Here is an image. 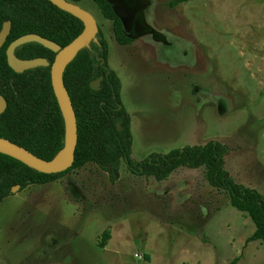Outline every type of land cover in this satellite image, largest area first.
Masks as SVG:
<instances>
[{
    "label": "rangeland",
    "instance_id": "1",
    "mask_svg": "<svg viewBox=\"0 0 264 264\" xmlns=\"http://www.w3.org/2000/svg\"><path fill=\"white\" fill-rule=\"evenodd\" d=\"M112 1L149 5L126 47L92 0L78 3L122 78L133 159L218 142L235 180L264 196V0ZM204 174L181 167L159 183L123 163L113 182L89 164L16 192L0 205V264H264L251 219Z\"/></svg>",
    "mask_w": 264,
    "mask_h": 264
},
{
    "label": "trees",
    "instance_id": "2",
    "mask_svg": "<svg viewBox=\"0 0 264 264\" xmlns=\"http://www.w3.org/2000/svg\"><path fill=\"white\" fill-rule=\"evenodd\" d=\"M70 1L78 4L82 0ZM92 1L102 16L112 23L116 41L121 46L131 45L133 39L124 33L112 5L106 0ZM191 1L194 0H170L168 5L172 9ZM5 22H11L12 29L0 50V96L8 105L0 118V138L44 161L53 162L66 148L67 132L52 86L51 68L17 74L8 66L6 50L12 42L28 34L40 35L64 48L84 32L85 25L48 0H0V31ZM16 56L22 60L45 58L52 65L56 54L32 43L18 48ZM100 78L99 90H92L91 83ZM63 81L78 123V144L72 167L48 175L0 153V205L13 195L12 190L17 186L24 191L33 185H46L89 164H96L108 172L113 182L123 163L133 175L159 183L168 182L181 167L204 169L208 184L224 192L231 206L247 214L254 224L255 232L247 242L264 244V196L239 184L226 169L228 146L212 141L175 149L165 155L154 153L143 161L133 159L131 117L123 106L121 81L109 67V44L100 28L89 48L81 49L67 65ZM105 238H109L108 233Z\"/></svg>",
    "mask_w": 264,
    "mask_h": 264
},
{
    "label": "water",
    "instance_id": "3",
    "mask_svg": "<svg viewBox=\"0 0 264 264\" xmlns=\"http://www.w3.org/2000/svg\"><path fill=\"white\" fill-rule=\"evenodd\" d=\"M54 6L65 11L72 16L80 19L84 25V32L75 39L72 43L62 48L57 43L46 39L37 34H28L20 37L19 39L12 42L7 50L6 57L8 66L17 74H23L26 71H30L37 68H51V81L52 86L59 101L62 113L66 121V132H67V141H66V158L62 164L55 165L54 162L44 161L24 148L6 140L0 138V153L12 156L16 159H19L31 168L37 170L43 174H59L72 167L75 158V152L78 144V123L76 113L69 96V93L65 87L63 81V73L67 65L75 58L77 53L84 48H89L90 43L94 40L96 34L99 31V26L94 18V16L83 10L78 4L71 2L70 0H48ZM110 5L116 17L120 20L123 31L127 36L132 39H135L133 34H135L136 21L139 13H144V10L147 9L149 5H143L140 7H125L115 4L112 0H106ZM143 22V20H142ZM12 24L11 22H5L3 24L2 30L0 31V50L5 46L7 39L11 33ZM150 29V28H149ZM39 44L49 51L56 54L55 60L52 65L45 58H36L31 60H22L16 56V50L27 44ZM74 54L73 58L66 63V59ZM102 78L98 79L91 83L92 90H99L101 86ZM7 101L4 97L0 96V118L7 110ZM121 129L120 126H118ZM64 150V151H65ZM20 191V187L17 186L13 188L12 193Z\"/></svg>",
    "mask_w": 264,
    "mask_h": 264
},
{
    "label": "bare ground",
    "instance_id": "4",
    "mask_svg": "<svg viewBox=\"0 0 264 264\" xmlns=\"http://www.w3.org/2000/svg\"><path fill=\"white\" fill-rule=\"evenodd\" d=\"M75 53L71 54L67 59H66V63L69 62L73 56H74ZM66 153L67 151H63L55 160L54 164L55 165H59V164H62L64 161H65V158H66Z\"/></svg>",
    "mask_w": 264,
    "mask_h": 264
},
{
    "label": "crops",
    "instance_id": "5",
    "mask_svg": "<svg viewBox=\"0 0 264 264\" xmlns=\"http://www.w3.org/2000/svg\"><path fill=\"white\" fill-rule=\"evenodd\" d=\"M97 22V21H96ZM109 44V43H108ZM112 56V54H111V49H110V46H109V61H110V57ZM115 72V71H114ZM116 74H117V76L119 77V79H120V81L122 80V78H121V76H120V74L118 73V71L117 72H115ZM121 85H122V81H121ZM122 92V91H121ZM122 97V96H121ZM63 183H65L64 182V178H62V179H60V180H58V181H55V182H52L51 183V185H53V186H55V185H60V184H63Z\"/></svg>",
    "mask_w": 264,
    "mask_h": 264
},
{
    "label": "flooded vegetation",
    "instance_id": "6",
    "mask_svg": "<svg viewBox=\"0 0 264 264\" xmlns=\"http://www.w3.org/2000/svg\"><path fill=\"white\" fill-rule=\"evenodd\" d=\"M149 8V6L147 7V9ZM147 9H145L144 10V12L147 10ZM148 29V32L147 33H149L150 31H152V30H150L149 28H147ZM150 34H153V33H150ZM133 36L135 37V34H133ZM155 36V35H154ZM135 41V39H133V42ZM127 47V46H126ZM122 98V97H121Z\"/></svg>",
    "mask_w": 264,
    "mask_h": 264
}]
</instances>
